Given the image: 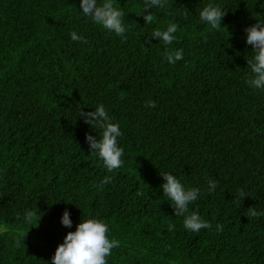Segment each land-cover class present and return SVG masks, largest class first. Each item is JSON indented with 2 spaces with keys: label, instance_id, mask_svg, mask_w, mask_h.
Wrapping results in <instances>:
<instances>
[{
  "label": "trees",
  "instance_id": "1",
  "mask_svg": "<svg viewBox=\"0 0 264 264\" xmlns=\"http://www.w3.org/2000/svg\"><path fill=\"white\" fill-rule=\"evenodd\" d=\"M112 2L126 40L85 17L81 0H0V264H51L87 219L120 242L107 264H264V216L248 214L264 212V89L246 82L245 32L264 23V0H165L148 12L144 0ZM209 4L226 13L219 29L199 19ZM170 23L171 45L151 38ZM180 49L182 60L164 59ZM99 105L122 132L124 163L111 172L86 142L102 129L78 116ZM163 173L200 189L187 214L210 229L184 228Z\"/></svg>",
  "mask_w": 264,
  "mask_h": 264
},
{
  "label": "clouds",
  "instance_id": "2",
  "mask_svg": "<svg viewBox=\"0 0 264 264\" xmlns=\"http://www.w3.org/2000/svg\"><path fill=\"white\" fill-rule=\"evenodd\" d=\"M165 0H144V12H148L153 7L164 8ZM80 8L85 17H89L96 25L104 30L115 33L126 40L124 33L123 17L124 12L116 8L112 0H104L100 5L97 0H81ZM226 13L219 7L212 4L207 5L199 12V19L210 25L212 29L221 28V21ZM146 24H151L154 20L152 13L143 15ZM178 31L176 23H170L165 31L154 30L151 38L162 41L165 45H171L176 39L175 33ZM247 34L246 43L253 48L252 58L247 60L251 76L246 81L249 86L255 89H264V23L257 22L253 26L245 29ZM73 41L87 43L86 39L76 32H72ZM164 59L169 64L174 65L177 61L183 59V49L165 50ZM145 107H156L154 101H147ZM78 116L83 118L84 123L93 127L102 129L99 139L86 134V142L89 145L90 152L99 157L103 166L109 171L120 168L124 161L122 156L124 150L118 146L117 138L122 135L119 124L112 123L110 117L103 105H99L94 111L84 112L79 110ZM165 181L161 185L164 197L171 201V207L174 209L175 216H184L183 226L186 230L199 233L201 229H210L212 226L207 221L200 218L197 212L189 213V205L195 202L200 194L199 188L185 189L179 179L169 173L160 174ZM111 177H105L100 182L101 189L104 185L111 183ZM209 188L215 191L217 182L209 180ZM243 190L239 192V198L245 197ZM237 203L239 202L236 201ZM187 214V215H186ZM251 217L264 216V212H257L254 207L248 209ZM34 216L33 212L26 213L25 219L31 223ZM61 224L64 227L71 228L70 213L65 210ZM174 224L168 225V230L173 231ZM218 231H223L222 225H217ZM109 229L107 224L97 219H87L76 226L74 232H69L64 238L62 244L58 245L55 254L51 259V264H107V257L111 255L112 249L119 247L120 242L115 239H109L107 236Z\"/></svg>",
  "mask_w": 264,
  "mask_h": 264
}]
</instances>
